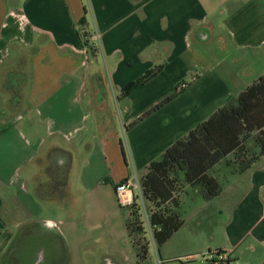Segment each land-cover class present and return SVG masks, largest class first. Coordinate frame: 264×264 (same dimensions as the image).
Wrapping results in <instances>:
<instances>
[{"label": "crops", "instance_id": "crops-1", "mask_svg": "<svg viewBox=\"0 0 264 264\" xmlns=\"http://www.w3.org/2000/svg\"><path fill=\"white\" fill-rule=\"evenodd\" d=\"M231 2L224 1L214 8L213 0H92L102 54L112 61L111 77L125 111L123 128L173 97L128 133L140 178L149 164L177 140L264 76V0L238 1L235 5ZM228 6L235 15L219 20L216 14L222 18L229 12ZM83 10L82 0H0V71L10 70L4 75L27 77L30 82L24 86L28 87L24 99L8 98V104L12 102L16 107L22 103L29 111L43 109L41 118L33 121L29 117L24 122V117L17 119L5 105L0 107V130L4 129L0 135L26 123L28 132L40 140L19 169L21 172L29 165L24 171L27 175L19 176L20 185L17 180L8 183L0 176V189L15 188L24 194L12 193L11 200L3 202L4 207L8 203L5 209L10 218L0 219V239H7L3 245L0 242V255L10 253L11 264H63L71 253L68 248H74L67 235L69 225L75 221L71 214L64 221L56 211L60 214V208L66 205L67 174L80 150L76 145L67 149L59 138L69 141L67 134L83 127L89 108L93 116L102 117L101 121L96 119L95 130L103 135L100 146L105 164L111 169L108 182H113L116 192L118 184L131 178L119 128H110L109 119L105 120L110 107L115 117L108 90L111 87L98 84L96 77L103 73L96 68L93 57L99 55L85 49L80 34L85 26L91 29L89 23L80 25ZM220 25L225 33L213 38ZM208 30V39H203ZM16 66L19 68L14 69ZM133 69L137 72L131 76ZM150 70H157V76L124 97V86ZM195 75L197 82L181 90V82ZM87 78L92 82L89 86L85 84ZM1 84L2 79L0 103ZM57 108L61 110L59 116ZM46 124L52 127L45 136L42 128ZM146 141L148 151L142 154ZM232 175L224 179L223 193L215 199L226 211L228 247L207 250L226 253L229 264H264V157L244 174ZM27 185L32 186L31 190ZM90 187L93 189L89 194L84 188ZM191 187L195 186H185L178 194L180 200ZM107 188L99 183L79 185L80 194L88 193L94 208L109 206L108 195L100 193L102 189L106 194ZM82 244L78 243L77 248Z\"/></svg>", "mask_w": 264, "mask_h": 264}, {"label": "rangeland", "instance_id": "rangeland-1", "mask_svg": "<svg viewBox=\"0 0 264 264\" xmlns=\"http://www.w3.org/2000/svg\"><path fill=\"white\" fill-rule=\"evenodd\" d=\"M224 1L229 0H213L212 7L217 8L219 7V4ZM230 1H232L231 4H236L238 1H240V3L245 2V0ZM82 4L84 6V17L91 27V29H89L88 26H85V29L80 30V34L84 40L83 43L85 44L89 42V46L84 45V47L90 54L99 55L98 58L93 57V62L95 61L96 68L103 73V76L96 77L98 84L103 86L108 85L111 87V89L108 90L111 102L113 103L115 117H112V109L110 107L109 115L105 117V120L109 119L110 128H119V137L123 141L128 160L130 162L128 169L129 176L131 178L137 177L140 184L141 172L133 160L131 140L128 133L150 115L157 113L159 108L155 107L147 111V113L150 112L149 115H146V113L130 127L123 128L122 125H124L123 123L125 121V111L123 109V105L118 101L119 92L115 90L114 81L111 77V74L113 73L112 61L107 56L102 54L103 52L101 41L99 40V31L94 22L95 13L92 7V0H82ZM234 8L236 9L237 6ZM227 9L229 12H226L222 18L216 14V16L219 17V20H226L230 16L235 15L234 10H232L231 7L228 6ZM223 29L224 27L222 25L215 29L214 31L216 35H214L213 38L219 36V34L225 33ZM206 32L209 33V30ZM91 34L94 36L93 38L95 41L91 38ZM96 48L98 51H96ZM91 57L89 55V62ZM18 68L19 66L14 67V69ZM2 71H0L2 72L0 73V79H2L1 90L3 92V95L1 96L2 102L0 103L1 109H3L5 105V107H8L6 108L7 111H9L11 115H16L15 117L17 119L21 116L24 117V122L29 120V117L33 119V121L38 117L41 118L40 114L43 111L42 108H34L29 111L24 108V106L22 107L20 105L22 103L17 105L19 107L12 106V102H9L8 104V98H17L16 100H19L20 98L23 100L28 88L27 87L25 89L24 86H28L30 82L27 81V77L22 78L16 76H5L4 73H9L10 70ZM136 72L137 69H133L131 76H134ZM187 78L188 79L186 81L191 79V77ZM75 84H77V82L73 83V85ZM85 84L89 86L92 82L87 78ZM12 88H15L16 90ZM11 90H13V92H11ZM7 92L9 93L7 94ZM102 94L104 95V92H102ZM92 112L93 110L90 108L89 112H85L87 117L82 122V128L76 132L67 134L69 141L63 139V137L59 138L61 145L67 149L70 150L71 146L76 145L80 150L77 152V157L72 170L67 174L69 187L65 197L66 205L60 208V214L58 213V210H55L56 216H60V218L64 221L69 220V214H71L73 220L75 221L73 225H69V234L67 235L69 243L72 241L74 248H68L71 253L68 254V257L63 261V264H207L210 257L214 255L217 256L215 252H208L207 248L213 249L228 247L227 236L225 233L226 213L223 212L224 205L218 199L213 202L204 201L203 187L198 185L191 187L188 195L182 196L177 208V211L182 216L184 225L162 246L157 247V244L153 241L152 233L149 231V227L146 224L148 233L147 240H149V254L146 259L140 260L137 257V253L135 252L127 235L125 225L127 210L121 208L120 203L116 198L117 196L113 182L111 180L108 182V178H111V169L105 164L106 157L100 146V137L103 135L95 130L96 119L101 121L102 117L93 116ZM56 114L57 116L61 114V110L59 108H57ZM21 126L17 125L12 130H9V132H4L0 135V176L8 183H12L17 180L16 183L18 185L21 184L19 176L27 175L24 171L29 168V165L26 166V170L21 172L19 171L20 167L28 162L33 154V151L37 149L40 142L39 139L36 140V138L28 132L29 127L26 123ZM51 127L52 126L50 124H46L42 128V132L45 136L48 133V128ZM58 127L59 126H57V128ZM2 131H4V129L1 128L0 133H2ZM105 132L106 130L104 133ZM143 146L142 154H145L148 151L149 141H146ZM150 150L151 147L149 151ZM151 158L152 156L148 159ZM62 159L64 161L67 160L66 158ZM217 168L216 176L221 179V184L225 186L226 183L224 182V179H231L233 176L232 172L236 170V167L235 165H228L226 162H223ZM121 172L122 170L120 169V172H118L117 175ZM106 179L107 181H105ZM87 183L90 185L99 183L101 188L108 187L106 194L105 191L102 189L100 190V193L103 196L108 195L110 200L107 208L103 206L94 208V206L91 205V201H88V193H91V190L89 189H93V187L87 189L84 188L85 191L89 190L90 192L84 195L80 194L79 185ZM27 187L29 190L32 188V186L29 185H27ZM12 193H17V195L19 193L20 196L24 195L21 191L18 192L15 188H12V190L0 189V219L10 218L9 210L5 209L8 203H5L4 207L3 202L6 199H9L10 201ZM145 205L147 206V211H149L148 203H146V201ZM142 214L143 220L147 221L148 218L143 208ZM92 215L95 216L91 217ZM6 240L7 239L5 238L2 240L0 239L1 245L6 243ZM78 243L83 244L77 248ZM70 245L72 244L70 243ZM56 250L59 251V248ZM213 251L215 250L213 249ZM10 257L11 254H8V252L0 255V264H11L9 260ZM54 264L60 263L54 262ZM232 264H240V261L233 262Z\"/></svg>", "mask_w": 264, "mask_h": 264}, {"label": "trees", "instance_id": "trees-1", "mask_svg": "<svg viewBox=\"0 0 264 264\" xmlns=\"http://www.w3.org/2000/svg\"><path fill=\"white\" fill-rule=\"evenodd\" d=\"M80 25H87L85 17ZM90 36L93 39L94 36ZM84 45L89 46V42ZM157 74V70H150L139 79L127 83L122 90L123 96L128 97L152 81ZM172 99H167L164 104ZM263 157L264 76L185 137L177 140L149 165L140 183L142 197L149 207L148 220H143L138 197L132 206L121 205L122 209L127 210V235L137 257L144 260L149 254L146 224L157 247L182 228L184 221L177 208L180 203L178 194L185 186L200 185L203 187L204 200L213 201L223 193V185L215 176L218 165L223 162L235 165L233 173L244 174ZM207 264L216 263L208 260Z\"/></svg>", "mask_w": 264, "mask_h": 264}, {"label": "built area", "instance_id": "built-area-1", "mask_svg": "<svg viewBox=\"0 0 264 264\" xmlns=\"http://www.w3.org/2000/svg\"><path fill=\"white\" fill-rule=\"evenodd\" d=\"M198 76H192L189 81H183L180 84L181 90H187L192 84L196 83ZM116 193L119 199V202L124 207L132 206L135 203V198L138 197V201L142 208L144 209L145 214H148L147 207L145 205L144 198L142 197V189L139 184L137 177L130 178L126 181L121 182L116 187ZM148 218V215H147ZM150 231V229H149ZM151 232V231H150ZM217 256H212L209 258V261L215 262L216 264H225L228 261V257L224 252H216Z\"/></svg>", "mask_w": 264, "mask_h": 264}, {"label": "water", "instance_id": "water-1", "mask_svg": "<svg viewBox=\"0 0 264 264\" xmlns=\"http://www.w3.org/2000/svg\"><path fill=\"white\" fill-rule=\"evenodd\" d=\"M208 37H209V34L208 33H205V35H202V38L203 39H208Z\"/></svg>", "mask_w": 264, "mask_h": 264}]
</instances>
